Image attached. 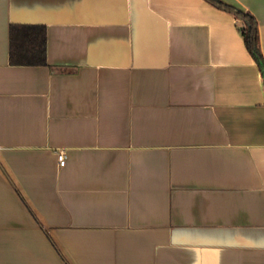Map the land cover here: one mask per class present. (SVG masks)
Segmentation results:
<instances>
[{"label":"crops","instance_id":"0c3cea01","mask_svg":"<svg viewBox=\"0 0 264 264\" xmlns=\"http://www.w3.org/2000/svg\"><path fill=\"white\" fill-rule=\"evenodd\" d=\"M220 1L264 59V0ZM242 25L208 0H0V264H264ZM13 26L43 28L46 64L34 30L11 62Z\"/></svg>","mask_w":264,"mask_h":264},{"label":"trees","instance_id":"16d2710c","mask_svg":"<svg viewBox=\"0 0 264 264\" xmlns=\"http://www.w3.org/2000/svg\"><path fill=\"white\" fill-rule=\"evenodd\" d=\"M208 1L214 4L216 7L226 10L232 13L235 17L242 20L243 25L242 27H240V32L243 37L245 46L249 51V53L251 54V56L256 61L259 71L261 72V75L264 80V59L260 51L258 33H257V23L253 15H251L249 12H245L233 6L227 5L221 2L220 0H208ZM28 30H34L32 32L36 33L35 36H37V39L35 40L34 49L27 50V55L25 57V60H27V62H25L24 64L44 65L46 64L45 33L43 28H35V27H14V26L11 27V32H10L11 62L14 63L15 61H17V59L18 60L23 59L26 49L23 48L22 42L24 41ZM15 47L19 48L20 52L18 51L16 53L17 49L15 50Z\"/></svg>","mask_w":264,"mask_h":264},{"label":"built area","instance_id":"2783aa9c","mask_svg":"<svg viewBox=\"0 0 264 264\" xmlns=\"http://www.w3.org/2000/svg\"><path fill=\"white\" fill-rule=\"evenodd\" d=\"M65 158H66V156H65L64 151H59L57 153V159H58L59 166H63L64 165Z\"/></svg>","mask_w":264,"mask_h":264}]
</instances>
